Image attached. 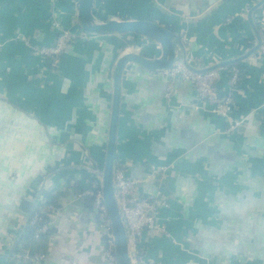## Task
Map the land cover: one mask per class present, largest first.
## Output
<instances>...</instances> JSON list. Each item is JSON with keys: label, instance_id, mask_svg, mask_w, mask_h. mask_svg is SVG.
Here are the masks:
<instances>
[{"label": "crops", "instance_id": "0c3cea01", "mask_svg": "<svg viewBox=\"0 0 264 264\" xmlns=\"http://www.w3.org/2000/svg\"><path fill=\"white\" fill-rule=\"evenodd\" d=\"M78 1L0 0V264H106L95 202L80 194L91 180L102 183L117 59L131 51L158 57L162 48L136 33L91 34L70 43L52 70L14 39L54 43L55 18L83 30ZM260 1L97 0L98 21L147 18L170 26L197 69L231 60L245 68L231 112L243 124L228 133V117L194 105L202 101L191 80L171 81L168 101L163 72L126 67L115 164L142 180V194L163 190L168 202L159 211L167 233L149 231L141 240L146 263L264 264V42L246 56L264 29V4L252 12L253 24L249 19ZM225 68L220 90L229 85ZM39 186L43 194L33 197ZM46 192L61 202L50 212L46 257L23 263L11 254L14 244L24 246L32 210L22 212L21 199L32 198L36 209Z\"/></svg>", "mask_w": 264, "mask_h": 264}, {"label": "built area", "instance_id": "2783aa9c", "mask_svg": "<svg viewBox=\"0 0 264 264\" xmlns=\"http://www.w3.org/2000/svg\"><path fill=\"white\" fill-rule=\"evenodd\" d=\"M53 23L58 30V36L52 44H37L20 35L14 39L20 38L24 40L34 53L49 61L52 70H56L66 47L72 42L88 39L91 33L85 30L75 32L65 28L57 18L53 19ZM260 33L264 42V29ZM227 67L225 68L224 66L203 73H195L186 68L182 61H176L170 69L163 71V74L170 82L177 78L191 80L194 83L197 98L202 101L201 104L197 103L194 105L198 108L202 107L201 105H208L210 106L209 109L211 112L228 117L230 124L226 130L228 133H232L237 131L243 124L242 119L231 117V112L235 107V94L238 90L242 75L237 65H231L228 68V72L230 73L229 85L227 88L220 90L217 82L220 78L221 70H224V68L227 69ZM174 91L175 87L173 82H171L166 90L168 101H172ZM115 182L117 185V198L129 237L132 264H149L139 256L140 243L146 232L167 233V228L162 225L161 218L159 217L160 208L168 205L165 194L163 190H159L155 195L151 196L142 194L140 191L142 180L128 176L123 167H116ZM39 187L43 191L42 187L44 186ZM80 195L83 197H91L96 203L99 222L106 236L103 250L104 258L106 259V264H116L114 236L109 214L103 200L102 183L84 189ZM59 209L60 206L54 204L49 205L50 212H57ZM36 223H40L35 233V238H39L42 234L48 232L51 222L50 220L42 222V217L39 214H35L31 217L29 224L35 225ZM45 257L46 255L44 253H36L32 256L28 251H25L22 255L19 254V258L23 260V263L29 260L39 262L44 260Z\"/></svg>", "mask_w": 264, "mask_h": 264}, {"label": "water", "instance_id": "95a60500", "mask_svg": "<svg viewBox=\"0 0 264 264\" xmlns=\"http://www.w3.org/2000/svg\"><path fill=\"white\" fill-rule=\"evenodd\" d=\"M96 3L97 0L78 1V19L83 30L91 34L98 35L113 33L141 34L157 41L162 47V55L158 57H152L144 52H127L119 56L113 70L112 112L107 139L106 157L101 174L102 192L114 236L116 264H132L129 237L117 198V185L115 182L117 131L122 107V81L126 67L129 64H137L138 66L150 71L163 72L170 69L179 59V50L182 51L180 61H182L186 68L195 73H203L219 67L233 65L237 60L223 61L204 69H197L190 64L187 54L183 52L185 47L183 45L182 39L170 26L160 24L147 18H111L105 21H98L95 14ZM262 4H264V0H261L257 5L249 10V19L252 24L254 23L252 12L255 8L261 6ZM258 39L259 43L249 50L246 56L256 52L263 43V38L259 30ZM40 194L41 190H39L37 198L40 196ZM94 204L96 206V203ZM34 209L35 207L32 208L25 227H27L29 224L34 213ZM95 210L98 212L97 206ZM15 245L16 244L13 245L14 248L11 250V254L16 247Z\"/></svg>", "mask_w": 264, "mask_h": 264}, {"label": "trees", "instance_id": "16d2710c", "mask_svg": "<svg viewBox=\"0 0 264 264\" xmlns=\"http://www.w3.org/2000/svg\"><path fill=\"white\" fill-rule=\"evenodd\" d=\"M120 47L124 48L125 44L121 45ZM235 65H237L240 68L241 75L243 77L245 68L243 67L242 63H237ZM230 67L231 66H228L227 69ZM93 182L94 181L91 180V185H89L87 188L94 187L95 185L93 184ZM38 193H39L38 189L34 190V192L32 193L33 197H37ZM31 199L32 198H25V197L21 199L20 209L22 210V212L26 214L30 212V210L32 209L33 203H34V201H32ZM41 204H42L41 206L39 205V207H36L32 216H34L35 214H39L42 217V222H46L51 219L49 205L54 204V205L60 206L61 202H59V200L56 199V197H53L50 192H46ZM39 225L40 223H36L35 225L28 224L27 227H25L23 237L21 238V243L24 244V246L23 248H20L19 245L15 247L14 253L16 255L13 256V258H16L17 255L19 254L22 255L25 251H28L29 254L32 256L35 255L36 253L46 252L47 245H48L47 243L50 238V235L53 232V228L49 226L47 233L42 234L39 238H35V233ZM104 239H106V236H104Z\"/></svg>", "mask_w": 264, "mask_h": 264}, {"label": "bare ground", "instance_id": "6f19581e", "mask_svg": "<svg viewBox=\"0 0 264 264\" xmlns=\"http://www.w3.org/2000/svg\"><path fill=\"white\" fill-rule=\"evenodd\" d=\"M162 48V47H161Z\"/></svg>", "mask_w": 264, "mask_h": 264}]
</instances>
